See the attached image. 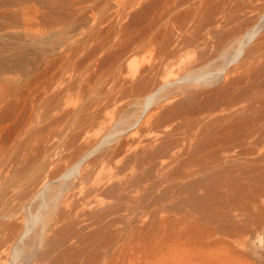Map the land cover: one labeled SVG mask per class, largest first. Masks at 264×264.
I'll use <instances>...</instances> for the list:
<instances>
[{
  "label": "bare ground",
  "instance_id": "6f19581e",
  "mask_svg": "<svg viewBox=\"0 0 264 264\" xmlns=\"http://www.w3.org/2000/svg\"><path fill=\"white\" fill-rule=\"evenodd\" d=\"M72 5L0 4V264H264V0Z\"/></svg>",
  "mask_w": 264,
  "mask_h": 264
},
{
  "label": "rangeland",
  "instance_id": "374dc122",
  "mask_svg": "<svg viewBox=\"0 0 264 264\" xmlns=\"http://www.w3.org/2000/svg\"><path fill=\"white\" fill-rule=\"evenodd\" d=\"M6 0H0V4L4 3ZM87 0H84V3ZM77 5H72L71 10H73L74 8H77L78 10H80L83 6H87V8L85 10L88 9V14H93L96 16L97 21L96 22H101L104 23L103 26H108V24L112 21L117 19V14L119 13L120 15H122V9L123 6H117L118 0H88V2H86V4L84 5L83 1H78L76 0ZM81 4H83V6H81ZM80 12V11H79ZM83 13L80 14V16ZM84 17V16H81ZM130 18H125L123 19L122 23L124 25L126 24H130ZM81 23H84L83 21H81ZM72 262H75L76 264H80L79 262H77L75 260L74 257H70L64 260L65 264H71ZM113 264H119L118 262V258L115 259V262Z\"/></svg>",
  "mask_w": 264,
  "mask_h": 264
}]
</instances>
